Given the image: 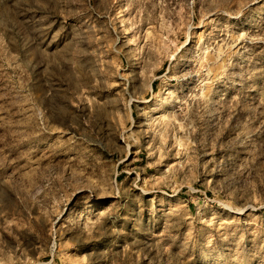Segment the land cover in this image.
<instances>
[{"label":"rangeland","instance_id":"374dc122","mask_svg":"<svg viewBox=\"0 0 264 264\" xmlns=\"http://www.w3.org/2000/svg\"><path fill=\"white\" fill-rule=\"evenodd\" d=\"M0 264H264V0H0Z\"/></svg>","mask_w":264,"mask_h":264}]
</instances>
